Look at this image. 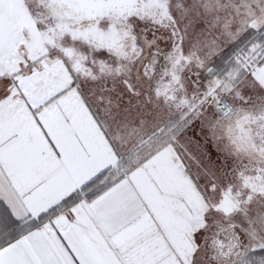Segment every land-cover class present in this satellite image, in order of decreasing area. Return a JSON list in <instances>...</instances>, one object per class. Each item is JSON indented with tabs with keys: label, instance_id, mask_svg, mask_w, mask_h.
Listing matches in <instances>:
<instances>
[{
	"label": "snow or ice",
	"instance_id": "6c2138e0",
	"mask_svg": "<svg viewBox=\"0 0 264 264\" xmlns=\"http://www.w3.org/2000/svg\"><path fill=\"white\" fill-rule=\"evenodd\" d=\"M0 264H264V0H0Z\"/></svg>",
	"mask_w": 264,
	"mask_h": 264
}]
</instances>
